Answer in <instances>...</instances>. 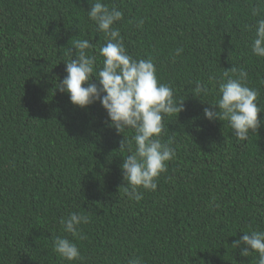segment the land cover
Masks as SVG:
<instances>
[{
    "label": "trees",
    "instance_id": "obj_1",
    "mask_svg": "<svg viewBox=\"0 0 264 264\" xmlns=\"http://www.w3.org/2000/svg\"><path fill=\"white\" fill-rule=\"evenodd\" d=\"M94 2L0 0V264H257V253L231 245L264 231V112L240 141L203 110L219 111L208 103L226 70L247 73L264 110V58L250 48L264 0H102L123 12L114 27L126 52L152 59L158 82L183 101L160 137L176 155L140 200L126 194L120 167L133 130L117 133L98 101L80 108L56 89L76 40L88 39L102 64L106 36L86 14ZM197 83L208 92L195 95ZM71 212L90 217L76 237L60 223ZM58 236L82 259L54 252Z\"/></svg>",
    "mask_w": 264,
    "mask_h": 264
},
{
    "label": "clouds",
    "instance_id": "obj_2",
    "mask_svg": "<svg viewBox=\"0 0 264 264\" xmlns=\"http://www.w3.org/2000/svg\"><path fill=\"white\" fill-rule=\"evenodd\" d=\"M86 14L96 30L106 36L105 43L98 50L103 58L102 64L97 66V57L87 54L86 50L94 48L88 39L76 40L74 57L69 49L71 55L63 61L66 75L57 83L56 89L66 93L70 103L80 108L98 101L107 114L109 127L117 133L133 130L131 140L124 137L121 142L120 149H126L129 154L120 167L126 194L130 199L140 200L142 196L138 189L155 191L157 178L166 171V163L176 155L175 150L160 137L165 128L164 116L182 111L183 101L174 100L172 88L158 82L152 59H135L126 52L120 31L114 27L123 18L122 11L115 7L110 9L102 0H95ZM257 14L253 9V15ZM254 27L251 52L264 58V19H258ZM182 51V48L176 49L175 55ZM224 76L228 78L218 84V101L208 103L219 111L207 107L203 115L209 121L226 120L237 140L246 141L249 133H256L261 124L258 113L264 110L257 103L259 93L248 86L247 73L243 70L236 78L229 77L227 70ZM93 77L98 83L91 82ZM207 92L208 88L201 83L195 85V95ZM133 143L134 150L130 146ZM89 222V215L76 212L60 220L63 231L72 237L78 235L79 225ZM231 246L239 248L243 257L257 253V264H264V231L245 233ZM53 250L67 261L82 259L77 244L67 237H56ZM129 264H140V261L134 259Z\"/></svg>",
    "mask_w": 264,
    "mask_h": 264
}]
</instances>
